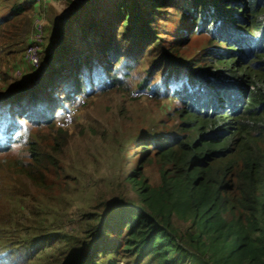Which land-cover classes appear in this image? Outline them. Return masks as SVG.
<instances>
[{"label": "trees", "instance_id": "obj_1", "mask_svg": "<svg viewBox=\"0 0 264 264\" xmlns=\"http://www.w3.org/2000/svg\"><path fill=\"white\" fill-rule=\"evenodd\" d=\"M181 1L86 0L60 21L66 43L40 53L51 101L34 86L0 96V156L22 148L0 168L26 213L0 264H30L50 248L77 264H264V0H190L185 31L169 39L163 22ZM25 12L17 4L0 17L1 50L6 25ZM74 25L81 41H99L52 84L76 50ZM143 64L139 90L174 106L138 132L116 187L76 214L79 230L63 231L50 207L72 181V137L58 123L76 99L128 92L129 72Z\"/></svg>", "mask_w": 264, "mask_h": 264}, {"label": "rangeland", "instance_id": "obj_2", "mask_svg": "<svg viewBox=\"0 0 264 264\" xmlns=\"http://www.w3.org/2000/svg\"><path fill=\"white\" fill-rule=\"evenodd\" d=\"M84 3L86 0H60L54 3L37 0L0 1V17L10 12L13 5L20 4L27 8V12L14 18L4 30L7 40L1 45L2 50L0 49V96L34 86L45 95L48 101H51L48 90L40 79L46 74V63H40L38 68H34L25 60V49L33 33L34 19L39 15L44 21L42 49L65 44L67 37L59 35L60 21ZM190 7V0H182L177 7L168 10L162 30L166 31L169 39L175 38L185 31L183 17L188 14ZM81 15L80 13L78 17ZM73 30L71 38L75 39L76 50L65 63L60 62L57 65L60 67L64 64L63 68L65 69L62 74L57 73L52 84L57 80L61 81L62 78L66 79L72 68L80 62L83 63L84 58L88 56L89 43L99 41L98 35L95 34L94 37L83 42L77 37L79 31L76 25L73 26ZM181 41L183 42V40ZM197 42L199 41H196V45H187L181 49L184 54L183 59L188 60L191 52L199 48ZM10 54L15 57L12 58ZM95 56L98 59L99 56L94 54ZM146 70L147 66L143 64L129 72L131 80L128 83L129 91L126 93L96 94L90 98L83 97L76 99L74 106L67 107L66 111L75 109L73 122L65 129L72 137L65 161L72 181L67 183L70 185L68 191L65 189L62 196L63 203L53 197L51 198L53 205L50 207V214L53 212L56 225H59L63 231L74 233L79 230L74 221L76 214L79 210L88 209L89 206L94 205L100 190L116 187L117 182L121 180L126 171L123 157L126 156L130 144L132 140H135L138 132L151 131L152 127L164 118L165 112L174 106L170 99L156 104L148 89L139 90L140 78ZM165 70L166 67L162 71L163 74ZM160 80L161 76L156 75L151 85H156ZM78 126L83 128V131ZM100 129H105L106 133H101ZM21 150L22 148L15 149L9 155L0 156V160H15L19 157ZM8 173L9 170L4 164L0 168L3 187V194L0 196V216L7 214L11 221L8 224L0 222V256L7 252L12 235L18 232L16 221L25 217L26 214L19 193L10 187ZM10 178L13 185L16 183V188L21 190L23 186L18 182V176L13 175ZM79 261V257L62 260L55 250L50 248L30 264H77ZM192 263L205 264L202 260H193ZM188 264L191 263L188 262Z\"/></svg>", "mask_w": 264, "mask_h": 264}, {"label": "built area", "instance_id": "obj_3", "mask_svg": "<svg viewBox=\"0 0 264 264\" xmlns=\"http://www.w3.org/2000/svg\"><path fill=\"white\" fill-rule=\"evenodd\" d=\"M45 3H54L60 0H37ZM44 42V21L41 16H37L33 22V33L30 41L25 49L26 63L31 67L38 68L40 66V53L42 51V44ZM74 106V105H73ZM75 109H70L62 115V121L58 123V126L66 129L73 122Z\"/></svg>", "mask_w": 264, "mask_h": 264}]
</instances>
